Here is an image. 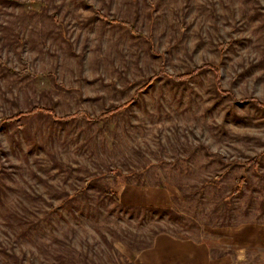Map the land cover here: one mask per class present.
Here are the masks:
<instances>
[{
    "label": "rangeland",
    "instance_id": "obj_1",
    "mask_svg": "<svg viewBox=\"0 0 264 264\" xmlns=\"http://www.w3.org/2000/svg\"><path fill=\"white\" fill-rule=\"evenodd\" d=\"M0 55V117L35 104L97 115L161 66L205 62L236 97L206 71L157 81L107 121L0 123V264H209L156 247L160 234L204 243L214 264H264V111L242 101L264 100V0H0ZM25 62L36 77L8 71Z\"/></svg>",
    "mask_w": 264,
    "mask_h": 264
},
{
    "label": "trees",
    "instance_id": "obj_2",
    "mask_svg": "<svg viewBox=\"0 0 264 264\" xmlns=\"http://www.w3.org/2000/svg\"><path fill=\"white\" fill-rule=\"evenodd\" d=\"M95 13L102 20L112 25L125 28L133 36L142 35L141 32L138 31L137 28L135 27V24L130 20L117 18V17L110 18L109 16L105 14H101L99 11H96ZM53 17L54 19H56L55 15ZM220 45L223 50H226L227 48L230 47L231 42H227V43L224 42ZM150 49L151 51L154 50L152 47ZM5 65H6L5 60L0 55V66L3 67ZM8 71L12 73H16L20 75L21 77H28V76L36 77L37 76V74L34 73L30 69L27 62H25L24 67L19 71L14 70L13 68H9ZM206 71H211L213 73L214 86H215V90L218 91V93H220L221 95H229L232 97V99L236 100V97L234 94H232L229 90H226L222 87V80H221V76L219 72L220 71L219 67L213 63L205 62L195 67H191L190 69H187L186 71L180 72V73L171 72L168 68L161 66L159 70H157L153 75H150L142 85L136 88L133 96L128 101L117 104L113 106L112 108H108L105 111L101 112L100 114L93 115L87 110L80 109L77 111H71V112L65 113L63 115H58L56 110L52 107L35 104L31 106L30 108H28L27 110H18L17 112H14L11 115L0 117V123L1 124L11 123V124L17 125L20 128H23L25 126V122H24L25 119H30L35 116H46L52 121L60 123V124H67V123L75 122V121H85L88 123H95L98 121H107L113 116L123 112L124 110H127L133 103H135L139 99V96L142 93L147 91L149 87L155 85L157 81L169 80L174 84L187 83L194 77ZM242 101L249 102L253 106H255L257 109L264 111V100L258 97L247 96ZM260 163L261 162L258 159V157H253L250 160H246L244 162L246 167L253 166L256 168L260 166ZM247 182H248L247 176L242 175V176L237 177L235 179L234 185L232 186L231 194L232 195L241 194L244 186L247 185ZM103 193L106 196L115 199L117 202L120 201L119 194L111 189L106 188L103 190ZM153 241L154 240H151L150 245L153 244Z\"/></svg>",
    "mask_w": 264,
    "mask_h": 264
},
{
    "label": "crops",
    "instance_id": "obj_3",
    "mask_svg": "<svg viewBox=\"0 0 264 264\" xmlns=\"http://www.w3.org/2000/svg\"><path fill=\"white\" fill-rule=\"evenodd\" d=\"M166 238L174 241V243L177 245L176 249L177 248L180 249V254L179 255H180L181 258H183L185 256V252L188 251V250H190V252L200 250L201 255H202V253L204 254V257L207 260V263L214 264L213 261L210 259L209 254H208L209 253V248L204 243H202V242H196V243L188 242V240H181V239L179 240V239L174 238L173 236H169V235H166V234H160V235L157 236L156 247H159L160 244L165 245ZM150 250H152V249L150 248ZM150 255H151V253H148L145 256H150ZM158 255H156V256H158V258L161 259V253H158ZM144 257H142L140 259V261L143 262V263L145 262Z\"/></svg>",
    "mask_w": 264,
    "mask_h": 264
}]
</instances>
